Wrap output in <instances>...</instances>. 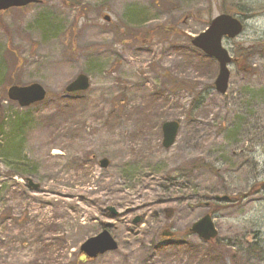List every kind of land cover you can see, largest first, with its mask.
I'll use <instances>...</instances> for the list:
<instances>
[{
    "label": "rangeland",
    "instance_id": "obj_1",
    "mask_svg": "<svg viewBox=\"0 0 264 264\" xmlns=\"http://www.w3.org/2000/svg\"><path fill=\"white\" fill-rule=\"evenodd\" d=\"M235 9L243 29L222 41L235 62L219 94L216 61L190 40ZM78 74L89 87L67 93ZM30 83L43 101L7 98ZM172 120L164 148L161 123ZM0 123V264H264V0H37L0 11ZM205 214L220 259L189 232ZM104 229L117 248L86 260L80 245Z\"/></svg>",
    "mask_w": 264,
    "mask_h": 264
},
{
    "label": "water",
    "instance_id": "obj_2",
    "mask_svg": "<svg viewBox=\"0 0 264 264\" xmlns=\"http://www.w3.org/2000/svg\"><path fill=\"white\" fill-rule=\"evenodd\" d=\"M37 0H0V11L7 10L11 7H22ZM105 20H109L108 16H104ZM241 21L233 15L221 13L211 19L207 28L194 36L191 39V44L195 48L202 51L206 56L214 59L217 62L218 70L214 79V89L219 94H225L228 89L230 71L228 65L232 58L228 51L222 46V39L234 38L242 31ZM89 87V80L85 74H78L71 82H69L65 91L73 93L77 91H85ZM46 96L45 89L39 83H30L26 85H11L7 88V97L11 101H16L20 107H26L35 102H41ZM179 129V123L175 120L165 121L161 125L162 132V146L169 148L175 142ZM101 168H106L109 165L107 158H102L98 162ZM28 185L37 188V184L27 178ZM218 200L227 199L226 196L216 197ZM111 215H115L116 211L112 207H108ZM137 221V219L135 220ZM192 234L197 235L198 238L207 242L214 239L218 232L213 223L210 214H205L197 221L192 223L189 228ZM162 237L171 238L173 233L171 231H162ZM117 248V243L104 229L95 236L86 239L80 246V252L87 258H95L107 251H113Z\"/></svg>",
    "mask_w": 264,
    "mask_h": 264
},
{
    "label": "trees",
    "instance_id": "obj_3",
    "mask_svg": "<svg viewBox=\"0 0 264 264\" xmlns=\"http://www.w3.org/2000/svg\"><path fill=\"white\" fill-rule=\"evenodd\" d=\"M238 7V4L235 6V8H237ZM240 10L239 9H235L234 11H232V13H235V14H237V15H240V16H244V14L242 13V12H239ZM208 60H210V58H207ZM195 107H194V105H193V103H192V105L189 107V112L191 113V112H193V109H194ZM24 118L23 117H21V116H16V119H13V125L14 126H16V128H22L23 126H24ZM2 122H3V119H2ZM2 123H0V125H1ZM20 144V143H19ZM19 144H13V146L14 147H12L11 145H9V146H11L12 147V150H14V151H17V153H21V151H20V146H19ZM19 159H21V158H19ZM22 160V159H21ZM5 165H7V166H9L10 167V164H6V163H4ZM15 165L16 166H20V163L18 164V163H15ZM22 166V165H21ZM200 166H202V167H206V168H208V169H210L212 172H214L213 171V169L210 167V166H208V165H205V164H203V163H196V162H193L190 166H189V170H191L192 168H195V167H200ZM219 208V207H218ZM209 243H214V241H210ZM214 247L215 248H212V250H213V252H215V254H216V257L218 258V259H220V257L218 256L219 254L221 255V253H222V247H220L219 245H217V244H215L214 243ZM223 251H226L225 249H223ZM218 252V253H217ZM228 254V253H227ZM226 254V255H227ZM234 257H235V255L234 254H230V256H229V259L232 261V263H234Z\"/></svg>",
    "mask_w": 264,
    "mask_h": 264
}]
</instances>
